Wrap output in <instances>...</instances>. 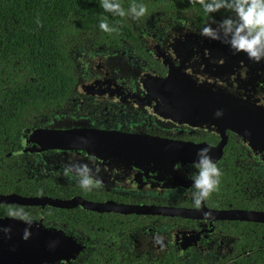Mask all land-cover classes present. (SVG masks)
Returning a JSON list of instances; mask_svg holds the SVG:
<instances>
[{
  "label": "flooded vegetation",
  "instance_id": "af4514ba",
  "mask_svg": "<svg viewBox=\"0 0 264 264\" xmlns=\"http://www.w3.org/2000/svg\"><path fill=\"white\" fill-rule=\"evenodd\" d=\"M180 17L90 33L70 51L74 79L60 91L23 96L21 83L4 98L0 196L101 207L0 203V219L19 220L11 208L32 221L28 239L25 223L0 234V264H264V71L248 76L243 53L207 70L199 48L176 46L189 33L170 29H200ZM171 70L179 78L167 81ZM205 146L221 177L198 210L185 192ZM69 162L87 164L101 187L79 188L62 173Z\"/></svg>",
  "mask_w": 264,
  "mask_h": 264
},
{
  "label": "trees",
  "instance_id": "16d2710c",
  "mask_svg": "<svg viewBox=\"0 0 264 264\" xmlns=\"http://www.w3.org/2000/svg\"><path fill=\"white\" fill-rule=\"evenodd\" d=\"M117 2L126 12L124 17L105 12L99 6L100 0H0V106L10 104L4 98L12 95L21 83L23 96H44L52 94L53 88L60 91L65 87L57 83L74 79L69 53L90 33H99L105 38L107 34L134 32L135 24L155 12L172 18L182 14L180 18H186L196 28L230 14L224 9L206 14L199 0ZM139 3L145 5L146 12L134 21L127 15V9ZM101 19H106L116 31H101L98 28ZM2 118L0 112V121Z\"/></svg>",
  "mask_w": 264,
  "mask_h": 264
},
{
  "label": "clouds",
  "instance_id": "9594fccd",
  "mask_svg": "<svg viewBox=\"0 0 264 264\" xmlns=\"http://www.w3.org/2000/svg\"><path fill=\"white\" fill-rule=\"evenodd\" d=\"M199 4L206 14L217 13L221 9L230 14L219 21L205 24L199 29V35L209 40L225 44L234 54L243 53L250 61L260 63L264 61V0H199ZM105 12L113 16L124 17L126 12L117 0H100L99 5ZM143 3L132 4L127 9V15L132 20H139L145 15ZM98 28L110 33L116 31L109 27L106 19H101ZM221 110L217 109L214 116L220 117ZM194 172L189 174L190 188L185 194L191 198L192 206L200 209L202 201L217 190L221 171L209 155L207 146L197 149L196 159L192 163ZM62 173L70 180H75L77 186L88 192L101 187L102 182L94 175L93 169L87 164L69 162L63 165ZM7 216L17 218L25 223L22 239H28L32 221L22 209H11ZM208 215V213H204ZM11 229L0 226V234L7 235ZM154 244L163 247V237L155 235Z\"/></svg>",
  "mask_w": 264,
  "mask_h": 264
},
{
  "label": "water",
  "instance_id": "95a60500",
  "mask_svg": "<svg viewBox=\"0 0 264 264\" xmlns=\"http://www.w3.org/2000/svg\"><path fill=\"white\" fill-rule=\"evenodd\" d=\"M173 31L189 33L187 37L184 36L180 38V41L183 40L184 44H180V41L178 40L176 42V46L179 45V48L183 50V52L186 54L188 53L193 54L195 49L199 48V55L206 59L205 64H206L207 70H208V65L216 64V66H218V64H225L226 57L234 55V53L229 49L227 45L222 44L219 41L209 40L207 38L200 36L199 30H196L188 26L186 23H183V25L178 30L170 29V32H173ZM176 39L174 40L176 41ZM186 40L189 41L190 44L186 43ZM240 56H243L244 58L246 57L244 54H240ZM209 57L211 58L210 60H208ZM246 60H247L248 76L252 72L258 73V71H264V61L260 63H255V62L250 61L247 57H246ZM234 62L235 61H233L232 63ZM204 70L205 68L201 67V71H204ZM222 70H224V68H222ZM177 78H179L177 74L173 73V70H171L166 80L167 81L172 80V79L175 80ZM156 79L161 80V78H156ZM256 80L257 78H255L254 80L253 78H251L248 81V86L250 87V85H253V86L256 85ZM163 86H166V85H163ZM205 107H206V104L201 103L200 111L206 110ZM0 203H18L24 206L51 205V206L60 207V208H72L77 205H81L85 208H92V209L101 207L97 204L87 203L82 200L52 201V200H47V199L46 200L28 199V198H21V197H3V196H0ZM21 223H24V222L20 220H14V219H0V226L9 227V225H16V224H21ZM40 248H43L45 251H48V247L46 245H44L43 247L42 246L39 247V249ZM54 256L55 258H58L59 255H54ZM45 257H46L45 259L46 261L40 262L39 264H52L50 262L49 255H45ZM55 258H52V259H55Z\"/></svg>",
  "mask_w": 264,
  "mask_h": 264
}]
</instances>
